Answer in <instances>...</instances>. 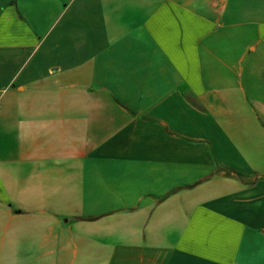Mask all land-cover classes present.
I'll return each mask as SVG.
<instances>
[{"label":"crops","instance_id":"obj_1","mask_svg":"<svg viewBox=\"0 0 264 264\" xmlns=\"http://www.w3.org/2000/svg\"><path fill=\"white\" fill-rule=\"evenodd\" d=\"M0 264H264V0H0Z\"/></svg>","mask_w":264,"mask_h":264}]
</instances>
